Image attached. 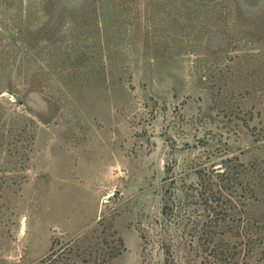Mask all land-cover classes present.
<instances>
[{
    "label": "rangeland",
    "instance_id": "rangeland-1",
    "mask_svg": "<svg viewBox=\"0 0 264 264\" xmlns=\"http://www.w3.org/2000/svg\"><path fill=\"white\" fill-rule=\"evenodd\" d=\"M225 167L197 235V173ZM67 243L63 264H264V0H0V264Z\"/></svg>",
    "mask_w": 264,
    "mask_h": 264
},
{
    "label": "trees",
    "instance_id": "trees-1",
    "mask_svg": "<svg viewBox=\"0 0 264 264\" xmlns=\"http://www.w3.org/2000/svg\"><path fill=\"white\" fill-rule=\"evenodd\" d=\"M235 160L238 162L237 159ZM233 174L232 169L229 167H225L224 170L204 168L197 173L195 192L200 199V201L197 202V205H202L206 214L205 218H202V222L198 220L190 222L191 228L195 231V234L198 235L200 232H204L207 228L212 229L216 227L217 222H215V220H217L221 213H226L227 210L225 211V207L221 208L218 201L219 197L223 194L224 189L227 190V187H230V189L235 187V184L232 181ZM167 209V206H164L162 209L163 215ZM213 222L215 223L212 225ZM163 243V249L165 248L168 252L170 244H167L165 240H163ZM72 248L73 245L67 243L64 247H60L58 250L53 249L40 261V264H63L65 260L63 255L70 254Z\"/></svg>",
    "mask_w": 264,
    "mask_h": 264
},
{
    "label": "built area",
    "instance_id": "built-area-1",
    "mask_svg": "<svg viewBox=\"0 0 264 264\" xmlns=\"http://www.w3.org/2000/svg\"><path fill=\"white\" fill-rule=\"evenodd\" d=\"M107 202H108V198H107V199H105L104 203H107Z\"/></svg>",
    "mask_w": 264,
    "mask_h": 264
}]
</instances>
